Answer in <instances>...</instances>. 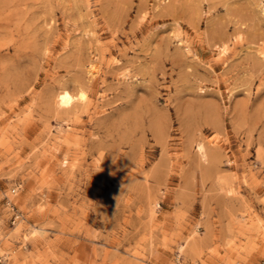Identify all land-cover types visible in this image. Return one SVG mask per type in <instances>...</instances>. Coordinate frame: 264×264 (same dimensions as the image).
Wrapping results in <instances>:
<instances>
[{
    "label": "rangeland",
    "instance_id": "1",
    "mask_svg": "<svg viewBox=\"0 0 264 264\" xmlns=\"http://www.w3.org/2000/svg\"><path fill=\"white\" fill-rule=\"evenodd\" d=\"M261 261L264 0H0V264Z\"/></svg>",
    "mask_w": 264,
    "mask_h": 264
},
{
    "label": "bare ground",
    "instance_id": "2",
    "mask_svg": "<svg viewBox=\"0 0 264 264\" xmlns=\"http://www.w3.org/2000/svg\"><path fill=\"white\" fill-rule=\"evenodd\" d=\"M65 96L67 97V100H65ZM72 97L70 96V94L66 93V92H60V94H58L57 96V104L59 106H67L69 104H71L72 102ZM35 231V230H34Z\"/></svg>",
    "mask_w": 264,
    "mask_h": 264
},
{
    "label": "clouds",
    "instance_id": "3",
    "mask_svg": "<svg viewBox=\"0 0 264 264\" xmlns=\"http://www.w3.org/2000/svg\"><path fill=\"white\" fill-rule=\"evenodd\" d=\"M65 100H67V97L65 96ZM200 150L203 151V146H200Z\"/></svg>",
    "mask_w": 264,
    "mask_h": 264
},
{
    "label": "built area",
    "instance_id": "4",
    "mask_svg": "<svg viewBox=\"0 0 264 264\" xmlns=\"http://www.w3.org/2000/svg\"><path fill=\"white\" fill-rule=\"evenodd\" d=\"M257 264H264V261H261V262H259V263H257Z\"/></svg>",
    "mask_w": 264,
    "mask_h": 264
}]
</instances>
